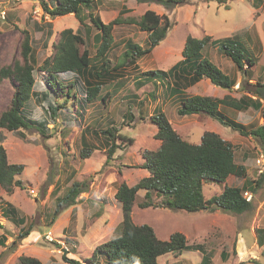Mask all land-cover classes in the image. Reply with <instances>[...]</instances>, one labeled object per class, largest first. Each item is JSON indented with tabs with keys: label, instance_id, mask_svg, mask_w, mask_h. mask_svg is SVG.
<instances>
[{
	"label": "rangeland",
	"instance_id": "1",
	"mask_svg": "<svg viewBox=\"0 0 264 264\" xmlns=\"http://www.w3.org/2000/svg\"><path fill=\"white\" fill-rule=\"evenodd\" d=\"M123 1L102 0L99 12L95 11L94 1L90 10L104 22L112 20L120 11L138 18L144 4L137 3L132 10L121 3ZM251 4L252 0H227L226 6L215 0H188L172 9H164L171 21L165 38L150 53L129 64L121 63L126 42L130 40L146 47L147 32L140 31L137 25H114L112 46L107 53L110 73L100 80L102 85L98 96L88 101L82 80L86 77L77 78L74 73L60 75L67 87L72 79L76 80V86L70 91L71 94L73 90L75 92L70 98L64 97L60 89L53 93L46 83V74L36 69L44 58L52 54L60 31L64 28L75 31L78 20L71 14L51 18L42 11L40 0H0V66L22 61L23 42L28 37L35 57V84L34 94L26 103L24 112L27 118L46 126L45 135L35 127H22L13 132L0 127V141L8 161L24 166L16 175L23 187L14 186L7 192L0 185V235L6 236L4 245L0 246V264H21V255L35 256L42 264H69L63 257L82 261L92 254L96 245L118 235L121 213L114 193L121 182L133 185L149 175L140 164L143 162L142 153L156 149L160 143L154 137L156 127L148 117L157 108L166 114L176 132L189 142L198 143L206 130L230 141L235 160L249 168L247 178L262 180L253 193L252 209L240 214L220 209H170L161 205L162 196L152 192L147 198L145 189L138 190L132 207L135 223L149 224L160 239H167L174 231H180L186 237V247L181 252L159 256V264H206L201 263L204 253L209 258L207 264H264V244L257 245L252 232L258 227L264 228V145L206 113H177L183 95L223 97L230 94L238 98L242 73L229 56L210 44L203 49V55L236 78L232 89L218 88L203 78L186 88L183 95L172 96L170 78L160 72L181 59L188 34L194 37L210 34L213 38L238 35L254 62L248 67L249 81L264 79V1L258 8ZM87 14L88 9L84 8L83 19L87 27L80 25L78 31L93 56L96 29L88 25ZM99 64L93 59L91 69L99 68ZM115 65L118 66L113 69ZM151 69L156 70V77L148 80L139 76ZM137 77L143 81L142 84L137 85ZM94 78L98 80L96 76L87 79ZM12 93L10 81L0 80V111L7 106ZM106 93L109 95L103 101L102 96ZM51 107L55 110L52 111ZM222 110L247 127L260 119L258 111L252 107L246 110L222 107ZM107 128H112L113 136L104 133ZM118 135L132 138V141H124ZM110 142L115 147L107 159ZM85 144L92 151L83 158L80 152ZM83 180L87 189L79 194L77 202L54 215L57 198L73 181ZM242 180L231 176L228 184L240 186ZM220 184L203 182L205 198L217 195L222 189ZM143 202L150 204L142 207L139 204ZM8 204L16 208L17 217L24 216L22 224L2 215V209ZM23 226L33 227L31 232L20 237L19 231ZM49 231L51 239L47 237ZM239 231L243 232L246 244L242 252L238 251L235 239V232ZM195 245L201 249H194ZM98 262L104 264V258L99 257Z\"/></svg>",
	"mask_w": 264,
	"mask_h": 264
},
{
	"label": "trees",
	"instance_id": "2",
	"mask_svg": "<svg viewBox=\"0 0 264 264\" xmlns=\"http://www.w3.org/2000/svg\"><path fill=\"white\" fill-rule=\"evenodd\" d=\"M96 0H40L42 11L51 18L72 14L80 25L87 27L83 19L84 8L88 9V25L96 29L94 41L95 53L90 55L89 49L85 47L84 37L72 28H64L60 31L57 43L51 55L44 58L36 69L45 73L46 83L53 93L58 89L64 93V97L73 96L72 87L76 86V80L72 79L67 87L62 81L61 74L74 73L77 78H85V99L90 101L98 96L101 89V79L108 76L109 60L107 53L112 46V27L121 23H134L141 31L147 32L146 47H142L132 41L126 42V49L122 56L123 62L131 63L138 57L144 56L152 51L159 42L165 38L171 21L166 14H158L152 9H146L138 18L123 17L122 12L108 22H103L98 14L94 15L90 10L91 4ZM143 3H154L161 5L164 9L186 3L188 0H136ZM225 4L227 0H215ZM264 0H252V7L258 6ZM216 46L217 50L231 58L236 68L242 73L238 89L241 91L238 98L226 94L223 97H216L203 94L183 95L184 90L203 78L221 88L232 89L236 84V78L225 73L209 58L203 55V49L208 45ZM181 59L172 64L167 70L160 71L162 75L170 78V94L181 96L177 108L179 115H193L206 113L217 119L221 124L230 126L243 136H249L264 145V81L256 79L249 81V68L253 59L244 42L238 35H230L223 38H213L210 34L201 37L186 35ZM34 54L29 46L28 37L23 42L22 61L16 60L11 65L0 66V80L8 79L13 88L11 99L7 106L0 111V127L9 131H16L22 127H35L45 135V124L36 123L27 118L25 105L34 94ZM99 61V68L91 69V62ZM246 64V65H245ZM118 65L113 66L116 69ZM89 76H96L98 80H89ZM150 80L156 77V70L144 71L141 75ZM137 85L142 84L140 78H136ZM49 92V90H47ZM46 92V93H48ZM43 93V96L46 95ZM109 93L102 96L104 101ZM222 107H229L234 110L252 109L259 112L262 122L246 124L230 118ZM52 111L55 110L51 107ZM149 119L156 127L154 137L160 140L159 146L154 150H145L142 153V168L149 172V175L142 177L137 183L128 185L121 182L114 193L120 203V233L109 240L96 245L92 254L82 261L75 258L63 257L69 264H99V257L104 258V264H159L158 257L167 252H181L186 247V237L180 231L172 232L167 239L157 237L152 226L146 223H135L132 219V207L136 199L137 191L145 189V196L148 198L155 192L162 196L161 205L170 209H184L188 211L208 209L213 211L220 209L224 212L243 213L252 209V198L247 201L242 192L248 190L253 193L259 188V178L252 180L247 178L249 168L244 163L235 160L233 145L230 141L222 138L214 131L206 130L200 136L198 143H192L182 138L172 127L166 114L159 108L155 113L150 114ZM109 136H113L112 128L104 130ZM122 140L132 141V138L118 135ZM1 138V136H0ZM110 142L107 151L109 159L114 151ZM92 151L86 144L81 150L83 158L88 157ZM24 166L20 163L9 162L5 147L0 141V185L10 192L14 186H22V182L16 175L20 174ZM262 172V170H261ZM236 176L243 178L241 186H233L224 183L217 195L205 198L202 193L203 182H226L229 177ZM262 178V176H260ZM87 189L86 181H73L63 195L57 198L54 215L62 208L72 206L77 202V197ZM150 203L139 204L142 207ZM2 215L14 219L17 224L24 222V216L17 217V210L8 204L2 209ZM33 226L21 227L19 236L24 237L31 232ZM256 244H264V228L255 229ZM5 234L0 235V246L4 245ZM194 249H201L197 245ZM21 264H42L40 259L31 255H21ZM209 258L204 253L201 263H208Z\"/></svg>",
	"mask_w": 264,
	"mask_h": 264
},
{
	"label": "crops",
	"instance_id": "3",
	"mask_svg": "<svg viewBox=\"0 0 264 264\" xmlns=\"http://www.w3.org/2000/svg\"><path fill=\"white\" fill-rule=\"evenodd\" d=\"M101 1L102 0H96L95 2H96V7H95V11H97V12H99V9H100V6H101ZM94 2V3H95ZM121 3H123V4H125V5H127V7L128 8H132V10L135 8V6L137 5V3H142V4H144V6H143V9H142V11H141V13L140 14H138V16H140L146 9H152V10H154V11H156L158 14H162L163 13V11H164V8L161 6V5H156V4H154V3H143V2H137V1H135V0H124L123 2H121ZM129 13H125V14H123V16H129L128 15ZM166 14H167V12H166ZM69 15V14H68ZM72 15V14H71ZM168 15V14H167ZM60 16H62V15H60ZM169 17V16H168ZM104 22V21H103ZM86 23V22H85ZM87 24V23H86ZM88 24H90L89 22H88ZM123 24H131V25H134V26H136V24H134V23H123ZM80 26V24H79V22H78V26H77V29H78V27ZM76 29V30H77ZM141 31V30H140ZM144 32V31H143ZM208 79V78H207ZM202 80V79H201ZM200 80V81H201ZM200 81H198V82H200ZM208 81H209V79H208ZM263 81H264V79H263ZM197 82V83H198ZM196 84V83H195ZM219 88V87H218ZM224 109V108H223ZM258 114H259V112H258ZM260 116V115H259ZM262 122V119L260 118L259 120H258V123L260 124ZM213 183V182H212ZM224 183H226V184H228V180L226 181V182H223V183H221L220 184V186H222L223 187V185H224ZM242 183H243V180H242V182H241V184H240V186L242 185ZM229 185V184H228ZM221 190V189H220ZM216 211H218L217 209H216ZM221 211V210H220ZM252 232H254V234H255V229L254 230H252ZM242 235H243V232H241V231H239V232H235V239H236V245H237V249H238V251H240V252H242L245 248H246V244H245V242H244V240H243V238H242ZM255 241H256V236H255ZM235 245V246H236ZM241 255V254H240ZM241 257H243V256H241Z\"/></svg>",
	"mask_w": 264,
	"mask_h": 264
},
{
	"label": "built area",
	"instance_id": "4",
	"mask_svg": "<svg viewBox=\"0 0 264 264\" xmlns=\"http://www.w3.org/2000/svg\"><path fill=\"white\" fill-rule=\"evenodd\" d=\"M242 196H243L247 201H250L251 198H252V194H251L248 190H244V191L242 192ZM47 234H48L47 237H48L49 239H51V238H52V236H51V231H49Z\"/></svg>",
	"mask_w": 264,
	"mask_h": 264
},
{
	"label": "clouds",
	"instance_id": "5",
	"mask_svg": "<svg viewBox=\"0 0 264 264\" xmlns=\"http://www.w3.org/2000/svg\"><path fill=\"white\" fill-rule=\"evenodd\" d=\"M35 257V256H34Z\"/></svg>",
	"mask_w": 264,
	"mask_h": 264
}]
</instances>
